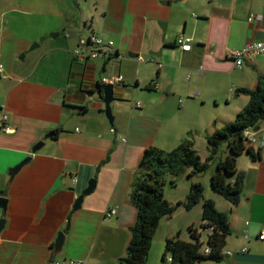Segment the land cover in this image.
<instances>
[{
    "label": "crops",
    "instance_id": "crops-1",
    "mask_svg": "<svg viewBox=\"0 0 264 264\" xmlns=\"http://www.w3.org/2000/svg\"><path fill=\"white\" fill-rule=\"evenodd\" d=\"M93 33L114 41L112 55L77 60L73 49ZM180 35L193 38L190 50L177 46ZM255 40H264V0H0V113L14 126L0 130V195L9 199L0 208V264H124L137 217L129 194L145 149L170 151L191 133L206 157L207 135L250 100L239 90L264 77V55L236 67L228 54ZM118 75L110 124L98 86ZM261 124L249 136L263 138ZM251 146L261 158H237L239 202L209 195L231 233L223 259L202 264H264V149ZM91 178L95 189L73 210ZM195 212L155 234L148 264H170L166 239L183 230L188 239L186 229L202 222ZM59 231L65 241L54 254Z\"/></svg>",
    "mask_w": 264,
    "mask_h": 264
},
{
    "label": "trees",
    "instance_id": "trees-1",
    "mask_svg": "<svg viewBox=\"0 0 264 264\" xmlns=\"http://www.w3.org/2000/svg\"><path fill=\"white\" fill-rule=\"evenodd\" d=\"M239 91L250 96L248 104L234 120L207 135L209 154L204 159L199 155L191 133L170 151L156 146L145 149L129 194L137 208V217L130 228L131 238L126 254L121 259L124 264H148L149 251L161 219L171 216L177 206L192 209L201 200L202 222L187 228L188 239H184L181 232L167 238L163 259L167 254L170 255V264H202L207 260L218 262L223 259V250L231 233L228 213L220 210L212 199L203 198L200 182H192L188 195L177 204L170 203L164 191L167 184L176 186V180L167 182V176L177 178L186 174L192 178L212 165L211 188L232 205L239 202L244 175L238 168L237 158L243 153H247L253 161L261 158L262 148L249 146L243 131L256 130L264 121V77L259 79L257 89L243 88ZM223 144L226 145V156L219 159L217 154ZM205 230L208 233L203 235Z\"/></svg>",
    "mask_w": 264,
    "mask_h": 264
},
{
    "label": "built area",
    "instance_id": "built-area-1",
    "mask_svg": "<svg viewBox=\"0 0 264 264\" xmlns=\"http://www.w3.org/2000/svg\"><path fill=\"white\" fill-rule=\"evenodd\" d=\"M255 16H251L249 21H253ZM83 25V24H82ZM69 35V33L67 34ZM193 41L192 37H187L180 35L177 38V46L182 50H190L191 43ZM114 41L106 40L99 35L91 34L87 39H80L78 45L73 49V54L77 60L87 61L90 58H96L101 54L106 56H111L112 50L114 49ZM229 56L233 59L236 67L243 66L247 61L258 55H264V40H255L249 42L242 48L230 49L228 50ZM202 73V69H200ZM0 75H4L3 66L0 64ZM189 78V76H188ZM123 76L118 75L113 79L103 77V82L105 83H123ZM141 103L139 101L132 104V108H139ZM14 126L9 123L8 115L4 112L0 113V130L3 132H12ZM251 129H246L243 131V136L246 138V143L251 146L252 144H259L260 146L264 145V137L257 138L249 136V131ZM115 129L111 127V132H114ZM77 179H75L76 181ZM115 212V209H110L106 212V216H110ZM260 238H264V231L260 235ZM208 251V250H207ZM230 254V252H228ZM53 264H87L86 259H67L65 261H55Z\"/></svg>",
    "mask_w": 264,
    "mask_h": 264
},
{
    "label": "rangeland",
    "instance_id": "rangeland-1",
    "mask_svg": "<svg viewBox=\"0 0 264 264\" xmlns=\"http://www.w3.org/2000/svg\"><path fill=\"white\" fill-rule=\"evenodd\" d=\"M261 123L260 124L263 127L264 121L262 120ZM259 131L260 132L263 131V128H262V130H259ZM225 146L226 145L223 144L221 146L218 154H217V156L219 157V159L220 158H224L226 156ZM263 149H264V145H263ZM199 155L202 156L203 159L205 158V157H203V154L202 153H199ZM212 171H213V167L211 165L206 171L201 172V173H199L197 175H194L192 178H188L186 174H184V175H182L180 177H177V178H174V177H172L170 175L167 176V182H170L172 179H174V180H176V186L175 187H171L169 184H167L165 186V191H164L165 198L170 203L177 204L178 201L184 200L185 197L188 195V193L190 191V186H191V183L192 182H200L202 184V186H203V198L204 199H212V198H209V195H213L214 194V197L217 198L218 202H221V200L222 201L225 200V197L224 196H222L220 193L214 191L211 188V185H210V177H211ZM202 204H203V201L201 200L192 209H186L182 205L177 206L171 216H164L161 219L160 224H159V227H158V229L156 231V234H159V232L163 228L166 229L168 227L177 226L180 223L181 218L183 219V216L185 214H188V213L189 214H192L190 212H195V211L197 212L198 210H201V212H202ZM185 216H184V218H185ZM185 232L186 231H184V230L181 231L182 236L185 234Z\"/></svg>",
    "mask_w": 264,
    "mask_h": 264
},
{
    "label": "water",
    "instance_id": "water-1",
    "mask_svg": "<svg viewBox=\"0 0 264 264\" xmlns=\"http://www.w3.org/2000/svg\"><path fill=\"white\" fill-rule=\"evenodd\" d=\"M38 44L37 43H33L31 45V49L37 47ZM122 84V83H121ZM124 86V85H122ZM115 90H116V86L114 83H106L104 85H99L98 86V93H102L103 97H102V101L105 105V114L106 117L109 121L110 124H113L114 122V116H113V112H112V108H111V103L117 99V97L115 96ZM120 101H124L123 99H120ZM54 135V132H48L46 134V137H52ZM44 141L40 140L38 141L32 148V151L35 152L37 151L42 145H43ZM30 157L25 158L23 161H21L20 163L16 164L12 170L13 171H17L19 170L27 161H29ZM96 186V179L95 178H91L88 182L87 187L81 192V194L76 198L74 204H73V210H77L81 207L84 197L91 194L92 191L95 189ZM8 202L9 199L3 195H0V208L3 211L7 210V206H8ZM6 224V219L5 218H0V234L2 233L4 227ZM68 229V227L66 228ZM65 241V232L64 231H59L57 234V237L55 238V242L53 245V249H54V254L59 253L62 248H63V244ZM48 264H53L52 262L48 263Z\"/></svg>",
    "mask_w": 264,
    "mask_h": 264
}]
</instances>
